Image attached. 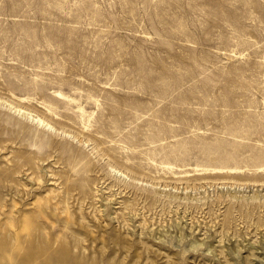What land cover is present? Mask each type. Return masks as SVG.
Returning a JSON list of instances; mask_svg holds the SVG:
<instances>
[{
    "label": "rangeland",
    "instance_id": "374dc122",
    "mask_svg": "<svg viewBox=\"0 0 264 264\" xmlns=\"http://www.w3.org/2000/svg\"><path fill=\"white\" fill-rule=\"evenodd\" d=\"M0 264H264V0H0Z\"/></svg>",
    "mask_w": 264,
    "mask_h": 264
},
{
    "label": "bare ground",
    "instance_id": "6f19581e",
    "mask_svg": "<svg viewBox=\"0 0 264 264\" xmlns=\"http://www.w3.org/2000/svg\"><path fill=\"white\" fill-rule=\"evenodd\" d=\"M30 116H32V114H29ZM33 119H34V121H36L38 124H41V125H44L45 124V121L42 119V118H34L33 117ZM46 125H48L47 123H46Z\"/></svg>",
    "mask_w": 264,
    "mask_h": 264
}]
</instances>
